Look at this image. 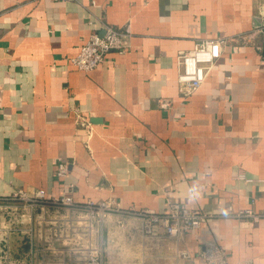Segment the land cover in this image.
Instances as JSON below:
<instances>
[{"label": "crops", "instance_id": "1", "mask_svg": "<svg viewBox=\"0 0 264 264\" xmlns=\"http://www.w3.org/2000/svg\"><path fill=\"white\" fill-rule=\"evenodd\" d=\"M103 23L129 29L127 51L79 72L72 59ZM263 27L264 0H0V264H86L89 240L102 264H206L179 251L209 245L230 263L264 264V217L221 216L228 206L264 214ZM217 38L228 41L222 56L185 96L178 56ZM61 163L71 165L65 178ZM71 186L79 205L114 199L134 212L182 205L216 217L171 239L113 214L79 236L70 208L36 207L23 243L14 196L44 190L53 200Z\"/></svg>", "mask_w": 264, "mask_h": 264}, {"label": "built area", "instance_id": "2", "mask_svg": "<svg viewBox=\"0 0 264 264\" xmlns=\"http://www.w3.org/2000/svg\"><path fill=\"white\" fill-rule=\"evenodd\" d=\"M65 2H74L75 0H64ZM92 24V22H90ZM103 34L93 33L87 41H85L78 55L72 59L75 68L82 73L94 71L101 65L106 56L110 52L124 54L127 51V38L129 37V29L126 33L120 32L114 27L103 23ZM264 34V27L260 30ZM245 43L249 42V36L242 37ZM228 44L227 39H207L197 43L193 50L181 53L177 58V80L182 93L188 96L202 87L207 81L215 64L220 59L223 49ZM162 109H170L171 103L163 101L160 103ZM83 120V119H82ZM71 172L69 163H61L58 166L57 174L60 178H65ZM71 191L62 198L47 200L44 190L34 193L19 191L13 200H22L31 203V207L39 206L44 209L47 206H60L70 208L77 218L81 221L77 222L79 229L76 235L83 234L84 229L91 228L92 225L83 223V219L97 220L102 223V219L113 214H128L139 219L142 222V234L144 237L157 238L158 228L164 230V236L171 239H179L183 234L192 230H198L205 225L210 219L216 215L209 214L199 209H191L182 205H172L168 213L158 214L153 211L144 210L134 212L123 208L121 203L114 199L102 201L99 204L87 203L79 205L75 203ZM223 217L235 219H250L259 221L264 214L257 213L253 210H235L233 206H228ZM91 222V221H90ZM95 222V221H94ZM85 224V225H84ZM86 233V232H85ZM84 261L86 264H102L104 251L101 248H94L89 240L84 246ZM179 257L185 260L201 259L206 264H233L228 260L225 248L218 245H209L201 250L194 257L190 252L179 251ZM239 264V263H237Z\"/></svg>", "mask_w": 264, "mask_h": 264}, {"label": "rangeland", "instance_id": "3", "mask_svg": "<svg viewBox=\"0 0 264 264\" xmlns=\"http://www.w3.org/2000/svg\"><path fill=\"white\" fill-rule=\"evenodd\" d=\"M21 202H23V205H24V207H23V211H22V214H24L25 215V217H23V219H26V222L24 221L23 222V234H22V237H23V243L25 242V240L26 239H29L31 236L30 235H32V231H30V227L28 226V222H27V220H29L30 218H31V212H32V210H34V208H36V207H39V206H35V207H31L30 205H31V203H27V202H25V201H22L21 200ZM7 205H11L10 203L8 204L7 203ZM12 205H13V203H12ZM9 211V213H6V218H8L9 216H12V210L10 211V210H8ZM114 215H109V216H107V217H105V218H103L102 219V225H104V223H106V222H108V221H110V219H111V217H113ZM78 221H81L80 219H77ZM77 221V222H78ZM83 221V223H88V225L90 224V225H92L91 226V230H92V228H93V226L95 225V222H98L97 220H92V219H88V218H86V219H83L82 220ZM91 221V222H90ZM85 225V224H84ZM45 227H48V226H45ZM44 227V228H45ZM56 236H57V234H56ZM59 236H60V234H59ZM106 253V252H105ZM12 254V253H11ZM12 259H13V257L11 256V261H10V264H13V261H12Z\"/></svg>", "mask_w": 264, "mask_h": 264}]
</instances>
